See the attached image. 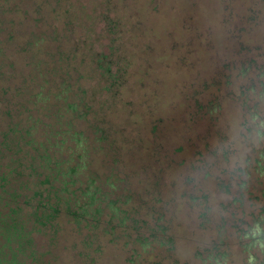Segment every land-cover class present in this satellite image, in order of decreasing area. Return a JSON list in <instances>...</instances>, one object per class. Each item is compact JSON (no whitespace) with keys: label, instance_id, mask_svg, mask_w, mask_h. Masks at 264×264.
I'll return each instance as SVG.
<instances>
[{"label":"rangeland","instance_id":"1","mask_svg":"<svg viewBox=\"0 0 264 264\" xmlns=\"http://www.w3.org/2000/svg\"><path fill=\"white\" fill-rule=\"evenodd\" d=\"M123 2L125 81L113 99L94 66L78 62L110 37L97 38L105 3L0 0V48L12 64L0 102L33 97L21 115L40 119L29 130L38 141L80 133L89 164L74 188L94 202L77 206L98 212L79 225L61 214L53 241L50 230L35 235L42 264H264V0ZM22 151L11 154L21 176L4 185L18 200L35 190ZM80 152L67 165L81 164ZM0 164L7 174L6 156Z\"/></svg>","mask_w":264,"mask_h":264},{"label":"trees","instance_id":"2","mask_svg":"<svg viewBox=\"0 0 264 264\" xmlns=\"http://www.w3.org/2000/svg\"><path fill=\"white\" fill-rule=\"evenodd\" d=\"M101 1L106 4L107 8L106 11L98 13L97 15H100L98 19L105 22L106 27L101 29L97 38L104 39L106 38V34L111 38L109 37L106 43L102 42L99 51H94L91 47H88L85 54L83 53L82 55V52H80V59L78 62L80 61V64L82 61H88L86 65L94 66L95 72L97 73L96 78H98V82L100 81V83H102L99 89L106 93L111 91L110 97L114 99V93L119 91L120 86H122L125 81V76L120 73V64L124 59L123 53L126 52L127 45L125 44L121 46V48H118V44H116L119 41L117 33L121 27L120 25L123 24L121 21L124 20L123 16L126 14L125 4L123 2L125 0H116L115 4H113V7H115L114 9L109 8V4L112 3L111 0ZM118 1L119 3H117ZM114 14L118 19L114 17ZM127 21L129 22L130 20L127 18ZM115 34L116 38L114 37ZM5 38L3 43L7 45L6 40L10 41L11 37L6 36ZM121 41H123V43L125 42L124 40ZM28 45H30V43ZM82 45V43H78L73 46V51L76 49L80 51ZM3 48H0V82L3 86L2 92L9 88V86H6L8 85L7 82L9 79L5 77L6 70H4V67L6 69L12 68L10 60L6 62L7 59H10V56L5 53ZM118 50H122L121 53L117 54ZM120 59L121 62H119ZM23 60L25 61L22 62L21 60L23 64H30L32 62L28 61L27 58ZM33 67H30V69ZM69 67L73 72L79 69H76V65L73 63H71ZM37 73L38 76H40L41 71L38 70ZM81 73L83 76L85 71ZM35 77L34 75L31 79ZM38 80L42 81V79ZM5 81L6 83L4 84ZM80 94L84 95L86 91H81ZM39 96V94H36L34 101L41 99ZM30 98L33 99L31 96L28 101L24 99L13 102L11 108L5 100L0 102V162L2 157L6 156L7 164L5 167L8 169L7 174L2 172L3 170L0 171V264H42V252L36 249V242L34 240L35 235L50 230V240L53 241L55 239L54 235L59 230L56 223L59 222L57 219L61 214L70 216L71 220L76 225H79L80 222L84 220V217L88 216H91L95 221L98 214V212L96 214V211H91L88 214L85 209L86 205L77 206V204H79L77 201L79 197L83 199L87 198V205H91L94 202V197L90 196L91 194L88 188L84 191H81L78 187L74 188L75 183H77L78 173L89 164L86 160L88 156L86 149H79L80 144L82 147L83 142V140L81 141L79 138L80 133H73L71 135L68 131H57L49 132L39 141L32 138V132L29 130H34L40 119L32 120L30 116L21 115V112H26L28 109L26 108V103H32ZM90 98L92 102L93 97L90 96ZM157 100H160L159 96ZM163 107L164 106H162V108ZM67 109L73 110V107L69 106ZM96 119H98L97 121H100V123L109 124L105 117L100 116V118L96 117ZM27 120L30 121V125L21 133L22 129L18 128L21 123H26ZM96 130H98V128ZM98 132V140L104 141L108 136L107 133L104 130H98ZM16 134L18 139L23 141L21 145L16 141ZM26 136L29 137L27 141L25 140ZM69 142L72 143L73 146L70 144L64 146L65 143ZM107 145L110 146L112 143ZM24 147L28 148L32 153L28 152L29 150L26 151ZM13 149L17 151L23 150L22 153L24 154V158L26 156L30 159L29 164L25 166L29 171L28 174H26V180H33L31 182L35 190L32 195L24 196L23 200H18V197L21 196L20 193H16L15 190L10 191L9 188L7 189L5 188L6 186H4L8 183L5 180H9V174L12 175V173H15L17 176H21L22 174L20 170L15 172V162H13L14 159L11 158ZM79 150H81V164H74L73 166L67 165V163L73 162L74 158H78L76 153H78ZM19 165L24 164L19 163ZM41 177L43 178L41 179ZM57 183H59V185ZM42 185H46L48 190H46L45 187L42 188ZM55 185L57 187H55ZM43 193L46 195L43 196ZM92 193L94 194V192ZM144 250H146V248H142L141 251Z\"/></svg>","mask_w":264,"mask_h":264}]
</instances>
